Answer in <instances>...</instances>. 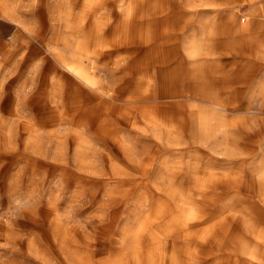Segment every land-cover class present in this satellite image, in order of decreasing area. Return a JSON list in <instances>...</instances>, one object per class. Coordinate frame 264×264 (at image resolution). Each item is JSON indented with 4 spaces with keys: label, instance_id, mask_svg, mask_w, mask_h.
I'll list each match as a JSON object with an SVG mask.
<instances>
[{
    "label": "rangeland",
    "instance_id": "obj_1",
    "mask_svg": "<svg viewBox=\"0 0 264 264\" xmlns=\"http://www.w3.org/2000/svg\"><path fill=\"white\" fill-rule=\"evenodd\" d=\"M73 1L75 3L77 1L79 2V0ZM171 1L172 0H168V2ZM213 1L214 2H211V4H205L203 3L204 1L201 0L196 2L197 4L194 6L181 5L175 9V7L167 5V0H141L140 2H136L137 4L135 8V12L138 15L137 31H140L142 23H147L148 26L146 27L148 29V33L151 37H158L157 40H162V36H169L170 38L178 35L180 36V39L178 40L187 41L193 37L199 38L204 36L202 29L207 27L206 25L212 29L215 28L216 33L218 29L220 30L222 37H215L218 33L212 36V41L210 43L212 53L211 55L205 57L208 60L207 63L210 61L216 62V64H213V66H217V68L215 67V76L212 74L213 80L201 82L200 86L205 92L213 94L218 100L228 104L227 107L230 111H223V113H225V117H228L226 124L229 127L222 133L215 132L214 129L210 130L208 128L205 133L199 135L202 138L199 137V139H196V142H192L190 139L191 136L189 126L184 122H179L180 118L185 115V105L189 102H195L196 104L197 99L192 97L190 99H172L174 100L173 102H181L182 105H184V109L182 108L183 111L178 109L176 112L173 110L170 114H173L174 116L166 115L168 118L165 116V114L169 113L168 110L165 112L168 105L166 107L165 105H160L164 102L169 103L170 100L166 97L162 99L159 97V93L157 91L159 90L158 82L162 78L168 86L169 81L167 80V73L173 66L176 65V60L181 65L180 66L178 64V67H175L176 73L174 76L176 78L175 80H177L175 81V87L177 86L176 90L182 93L189 91L185 86L186 84H184L185 82L181 81L180 76H177V68H180L181 70L183 67L187 66L188 63L185 58L183 59L181 43L178 45L175 44L173 47V57L168 51L170 48L169 42H162L161 45L159 41L149 47L142 46L138 49L136 54H133L128 53V50L126 52L124 48L119 49V46L112 48L110 45L113 44L112 40L114 39L112 36L106 34L104 35L106 37L105 42L110 44L107 45L108 52L104 53L105 59L103 57L97 59V65H101L100 71H98L97 75L102 81L104 79L105 81H114L116 79L121 80L120 77L123 76L125 77L124 83H128L122 84L124 88H122V92L119 93L122 95L115 96L114 103L121 107L123 106L126 109L129 108L128 110L130 111L132 109L130 113L131 115L128 114V116L133 118H137L134 112L140 108H145L151 113L153 112L152 110H155L157 113L155 115L156 119L153 121V124L156 125V127H148L147 123L139 119V122L134 124L136 129L126 127L125 130L120 133L121 136L119 140L122 145L125 146V149L134 150L138 153H146L151 150L161 149L217 150L214 157L222 161L225 156L222 152H225V150H241L242 154H240L239 158H242L243 156L252 157L253 155L254 157L260 155V159L264 158V104L263 98L258 95V91L261 87L262 89L264 88V59L256 61L248 55L249 52L246 51V47L245 49H237L240 53L233 47V40L237 39L239 36H244V33L252 30H260V28H263L264 30V7L260 8L261 0ZM40 3L42 5L43 3H45V5L47 3L48 6L50 5L48 7L49 9H51V7L56 8L58 13L65 11L66 7V0H0V8H6V15L3 17L0 16V18H3L0 19V150H3L8 145H12L14 143L16 144L17 141L14 139H16L19 135L18 131L23 130L20 131L22 132V140L24 141V145L22 147L25 148V150L21 151L22 160L9 167L7 171V179L10 178L9 176L12 170L15 172L16 170H19V168L23 169L24 185H31L34 181L37 182L41 180L38 171L30 174L31 172L27 170L28 157L34 154L31 150H43V148L44 150H59L60 152L72 150L68 142L71 136H75V139H77V141L79 140L78 143H81V150H110L112 152L114 150L111 141L109 139L107 140L104 135H96L93 133L88 134L89 131L87 130L89 129V125L87 123H74L65 113L59 114L64 101V95L62 97L63 91L60 88L61 85L56 76L58 70L64 71V69L59 65L56 58H53V56L58 53L62 57L68 56L66 51L62 50L64 46L63 42L65 41L67 45H75V43H78L80 37L77 33L71 32L70 29L76 25L79 20L80 22L85 21L86 25H88L87 23L90 22L88 15L83 17V20L79 18L76 20L77 16L75 15L67 18L62 16L61 19L59 18V21L56 22L52 20V17H50V29L55 28L61 39L55 42H49L50 33H48L44 40L39 41L34 38V35H36L42 21L38 19L36 14H33V9L38 7ZM175 4L176 3H174V6ZM76 10L77 9H75V11ZM229 11L234 13L233 19L230 20L228 19ZM261 14L263 15L262 18H260V16H262ZM205 18L208 22L205 21ZM261 19L263 23H261L262 25L260 26ZM219 20H222L224 24L221 29L219 26H215ZM233 25L238 26L240 29L235 31L233 30V35H230L229 33ZM17 31H20V37H18ZM165 41H167V39ZM246 56L249 58L247 59ZM167 61L168 63H166ZM47 62L50 64H46ZM162 62H164V64ZM42 63H45L44 67L46 69L50 68L48 75L49 78L53 79L52 82L50 81L51 84L48 85L46 98V107L48 109L46 111L48 112V110H52L51 114H54V123L46 121L48 120L46 119L48 116L46 114H40L36 105L30 104L28 99L36 87V76H38L37 74L40 72ZM89 65L91 64L89 63ZM115 68H118V70L112 72L111 70ZM124 73L125 76L123 75ZM68 81L74 82V86L78 84L80 85L79 81L69 73L66 71L62 72L60 79L61 84L65 85ZM147 85L148 87L150 85L148 92L150 93L151 96H149L151 98H141L137 99V101L134 100L135 102H133V100H131L132 102H125V100L122 99L127 90L143 91L142 89H145ZM28 88L31 89L24 92L26 94V98L23 101V91ZM167 92L170 93L169 86ZM249 92H251V94H249ZM154 98L156 100H154ZM245 103H249L251 110L249 116L255 119L257 123L256 126L245 124V121H242L240 118V115H245V113L243 114L236 111L239 110ZM197 105L219 113L218 109H212V107L207 106L203 101L199 103L197 102ZM217 118L218 115H215L211 120L210 123L212 128L219 123V121H217L219 119ZM66 126L68 127L66 128ZM142 129L145 131H142ZM48 133L50 134L49 136ZM11 135H14L15 138H9ZM85 135L89 136L86 137ZM12 139L14 142H11ZM239 158L234 160H239ZM230 163H228V165ZM119 165L127 168L126 164L123 165L122 161L119 162ZM221 165V163H216V166ZM261 165L262 164H260V166ZM229 168L228 173L231 175L237 172L248 175L259 171L256 163H252L242 171L236 169V165H230ZM28 171L30 173H28ZM57 176L58 175L49 177L48 181L44 180V192L42 190H40V192L36 190L32 193V199L27 202V206H34L37 200H43V202L46 203V191L53 187V183H55V181L59 180ZM251 179L252 178L247 179L249 187H251L252 190L258 189L260 185L259 180L257 181L253 178L251 181ZM34 185H36V183ZM22 187L25 188L24 186ZM53 189L55 188L53 187ZM93 189H89V194L94 191ZM119 189L122 188L119 187ZM124 189L127 190L129 188L124 187ZM58 190H52V192L54 191V194H57L58 197H55L53 194L50 196L52 198L51 203L55 204L57 208H59L56 210L58 216L60 215L61 217H64L67 215V217L61 221L63 222L62 228L75 227L76 229H81L82 227H88L91 229L94 225H96L97 221L102 219L103 214L102 212L99 213L102 210L98 209V211H95L94 206L86 203L84 208L87 209L82 214L84 217L82 215L79 217L78 213L77 215L71 213L68 214L69 209H73L70 206L78 208L80 204L89 199L87 197V192H85L84 195L79 192H75L71 197H69V199L64 200L65 198L61 199L62 192L58 194ZM138 191L139 190L133 189L131 193L129 192V196L135 197L138 194ZM44 193L45 196H43ZM230 194L236 195V197L242 201V206L243 203H252L256 201L257 198L256 193H251L243 188H240L239 192H231ZM1 197L0 264H71L57 257L55 251L47 247L50 245L52 240V232L49 227L50 216L52 215L51 213L48 212L49 215L47 213L45 214V217L41 220L42 225H36L26 219H21V216L18 214L23 209L18 210V205L15 202L8 203L6 197L4 198L0 195V198ZM97 198H99V195ZM147 203L148 202L129 203L130 205L125 207L127 212L124 215L120 214L119 221H113V228L105 230L103 234L98 236L97 240L89 243L93 247H88L86 255L88 260L97 261V257H99L104 261L108 259L109 264H173L169 257V260L164 259L163 253L167 254L171 247L174 246L175 239L179 235V232H177L178 228H176V225H173L172 223L170 226L163 223L166 222V220L169 221V218H166L163 222L161 220L159 221L153 219L154 212H152V206L147 205ZM23 204H25V202L22 201V204L20 205L21 208H24ZM49 206L50 203L48 204V207ZM230 210H232V207L229 208L228 211ZM244 212L248 215V223L256 224V226L254 225L256 227V233L245 232L242 230L241 226L238 225V223L231 220L230 216H228V218L221 219V216L218 214L213 216L211 220L203 221L197 228L198 233H203L209 228V231L212 230L211 232L213 233L210 234L211 236L206 235V238H219L221 242L224 241V245H228L230 247L233 245L230 240L242 238L244 242H246L247 246L255 253V255H257V257L261 256L264 258V243L260 239V237L264 236V213L258 216L254 215L253 212H250L249 209H245ZM227 213L229 214V212ZM15 215L16 219H13ZM125 216H129L128 219ZM66 219L68 222H66ZM222 221L225 224L224 227L226 231H223V228L220 227V222ZM155 222L157 223L155 224ZM122 225L127 226L126 239L124 238L123 240L121 239L124 237V234L122 233V229L119 227ZM210 227L212 228L210 229ZM168 232H170L169 239ZM174 233H176V235ZM163 235L166 237V240L162 237ZM14 238H17L19 241L22 240L20 241L21 244L15 245L19 248L18 251H15L14 247L10 244L11 240ZM116 239L117 241H123L124 244H114L113 242ZM204 241L202 242V239L198 241V250H196V256L198 258L196 257L197 259L195 258L191 264L230 263V261H227L226 258L230 256V252L220 249L219 245L215 246L214 243L206 244ZM90 248H92V250ZM149 251H152V253ZM94 253H98V256ZM183 256L184 255L181 251H179V254L176 257L177 264H187V260L185 256ZM247 260L248 264H264V261L260 262L256 259L247 258Z\"/></svg>",
    "mask_w": 264,
    "mask_h": 264
},
{
    "label": "bare ground",
    "instance_id": "obj_2",
    "mask_svg": "<svg viewBox=\"0 0 264 264\" xmlns=\"http://www.w3.org/2000/svg\"><path fill=\"white\" fill-rule=\"evenodd\" d=\"M72 1L73 0H66L65 11H61L59 13L56 11V8L51 7V9H49L48 7L50 5L48 6L47 3L46 6L45 4L42 5L40 3L38 7H35L33 9V14L37 15L38 19L42 21V24L38 28L34 38L42 41L45 39L47 34L50 33L49 42H55L61 39L55 28H51L53 30L50 29V17H52V20L56 22L59 21L58 19H61L62 16L67 18L75 15L77 16L76 20L78 18L83 20V17L88 15V18L90 19V22L87 23L88 25H86L85 21L80 22L79 20L77 21V24L70 29L71 32L77 33L80 37L78 43H75V45H67L65 41H62L64 43L62 50L66 51L68 56L62 57L59 53L53 56V58H56L58 61L59 65L63 67L64 71L69 73L80 83V85L78 84L74 86V82L68 81L65 85H62L60 79L61 73L64 71L58 70L56 77L61 85L60 88L63 91L62 97L64 95V101L59 114L65 113L74 123H87L89 125V129L87 130L89 131L88 134L93 133L96 135H104L107 140L109 139L111 141L114 150L113 152L110 150H81V143H78L79 140L77 141L75 136H71L68 141L72 150H65L63 152H60L59 150H44V148L43 150H31L34 154L30 156L32 158L28 157L27 170L31 172L30 173L28 171L30 174L38 171L41 180L37 182L34 181L31 185H24L23 169L19 168V170H14L15 172L12 170L9 176L10 178L7 179V171L9 167L22 160L21 151L25 150V148L22 147L24 145V141L22 140V132H20L19 136L14 139L17 141L16 144L14 143L12 145H8L3 150H0V195L4 198L6 197L8 203L15 202L18 205V210L23 209L18 215L21 216V219H26L33 224L42 225L41 220L45 217V214L47 213L49 215V213H51L52 215L50 216L49 227L52 232V240L50 245L47 247L54 250L57 257L71 264H109L108 259L104 261L99 257H97V261L88 260L86 256L88 247H93L89 243L97 240L98 236L103 234L105 230L113 228V221H119L120 214L124 215L127 212L125 207L130 205L129 203L131 202H148L147 205H151L152 212H154L153 219L159 221L161 220L163 222L166 218H169V221L166 220V222L163 223L169 226L171 223L176 225L175 227L178 228L177 232H179V235L175 239V244L171 247L167 254L163 253L164 259H168L169 257L173 264L174 262L177 264L176 257L178 256L179 251H181V253L185 256L187 264H191L197 257V243L201 239L202 242L205 240L204 242H206V244L214 243L215 246L219 245L220 249L230 252L229 257L225 256L227 261H230L228 264H248L247 258L256 259L260 262L264 261V258L261 256L257 257V255H255L242 238L230 240L233 244L230 247L228 245H224V241L221 242L219 238L207 237V239L206 235L213 233L211 232L212 230L209 231V228L200 234L197 230L198 226L203 221L211 220L213 216L218 214L221 216V219H225L230 216L231 220L238 223L243 231L256 233V224L248 223V215L245 214L244 211L245 209H249L250 212H253L254 215L258 216L264 213V158L260 159V155L257 157H254L253 155L252 157L243 156L242 158H239L240 154H242L241 150H225V152H222L225 155L223 161L214 157L217 150L161 149L151 150L146 153H138L134 150H127L119 140L121 136L120 133L125 130L126 127L136 129L134 124L139 122V119L147 123L148 127H156V125L153 124V121H155V115L157 113L155 110H152L153 112L151 113L145 108H140L134 112L137 118L129 117L128 114L131 115L130 113L132 109L130 111L128 110L129 108L126 109L123 106L121 107L114 103V97L122 95L119 94L122 92V88H124L122 84H128L124 83L125 77H120L121 80L115 78L116 80L114 81H105V79L102 81L97 75L101 66L97 65V59L102 57L104 58V53L108 52L107 45L110 44L105 42L106 37L104 35L106 34L112 36L114 39L112 40L113 44L110 45L112 48L119 46V49L124 48L126 52L128 50V53L133 54H136L140 47H149L159 41L161 45L162 42H169L170 48L168 51L172 56L175 44L178 45L181 43L183 59L185 58L188 63L187 66L183 67L181 70L180 68H177V76H180L181 81L185 82L184 84H186L185 86L189 91L182 93L176 90L177 86L175 87V81L177 80H175L176 78L174 75L176 73L175 67H178L179 64L176 60V62L174 61L176 65L168 71V79L166 78L169 81L168 86L170 93L167 92V83L161 77L158 82L159 90L157 91L159 93V97L161 99L166 97L170 100L169 103L164 102L160 106L165 105L166 107L168 105L165 112L168 110L169 113L165 114V116H174L170 113L173 110L176 112L178 109L183 111L184 105H182L181 102H173L174 100L172 99H190L192 97L197 99L198 103L203 101L207 106L212 107V109H218L219 113L203 106H199L197 105V102L196 104L195 102H189L185 105V115L180 118L179 122H184L189 126L191 136L190 139L192 142H196V139H199L200 137L199 135L205 133L208 128L210 130L214 129L215 132L222 133L229 127L226 124L228 117H225V113H223V111H230L227 107L228 104L218 100L213 94L205 92L200 86L201 82L212 81V74L215 76V67L217 68V66H213V64H216V62L210 61L207 63L208 60L205 57L211 55L212 47L210 43L212 41V36L217 33L220 34V30L218 29L216 33L215 28L212 29L206 25L207 27L202 29L204 36L199 38L193 37L187 41H180L178 40L180 39V36L177 35L170 38L169 36H162V40H157L158 37H151L148 33V29L146 27L148 26L147 23H142L140 31H137L138 15L135 12V8L137 4L136 2H140L141 0H79V2L77 1L78 4L77 2L75 3ZM172 1L168 2L167 0V5L175 7L176 9L181 5L194 6L197 4L196 2L201 0ZM203 1L205 4H211V2H214L213 0ZM174 3H176L175 6ZM262 7H264V0H261L260 2V8ZM75 9L77 10L75 11ZM5 10L6 8H0L1 17L6 15ZM228 13V19H233L234 13L231 11ZM262 17L263 15L260 16V18ZM205 21L208 22L206 18ZM261 23H263L262 19L260 21V26L262 25ZM237 29L240 28L233 25L229 34L233 35V30L235 31ZM17 33L18 37H20V31H17ZM243 35L244 36H239L237 39L233 40V47L235 50L239 48L245 49L246 47V51L249 52L248 55L253 59L256 61L264 59L263 28H260V30L246 32ZM166 39L167 41H165ZM89 63L91 65H89ZM162 63L164 64V62ZM166 63H168V61ZM46 64L49 65L50 63L47 62ZM44 65L45 63H42L40 72L37 74L38 76H36V87L28 99L30 104L36 105L40 114H46L48 116V118H46L48 120L46 121L54 123V114H51L52 110H48V112L46 111L48 109L46 107L48 85L51 84L53 79L49 78L48 75L50 68L46 69ZM116 70H118V68L111 71L114 72ZM123 75L125 76V73ZM149 88L150 85L149 87L147 85L145 89H142L143 91H136L134 89V91L127 90L122 99H124L125 102L131 100L135 102L134 100L137 101V99L141 98L149 99L151 98V95L148 92ZM249 94H251V92H249ZM258 95L263 98L264 104V88L262 89L261 87L258 91ZM154 100L156 99L154 98ZM236 111L243 114L245 113V115H240L241 120L245 121V124L254 126L257 125L255 119L249 116L251 111L249 103H245L239 110ZM215 115H218L217 119L219 120L217 121H219V123H215L216 125L212 128L210 122ZM67 127L68 126H66V128ZM142 131L145 130L142 129ZM49 135L50 134L48 133V136ZM85 136L88 137L89 135ZM14 140L12 139L11 142H14ZM238 158L239 160H234ZM120 161L123 162V165L126 164L127 168L119 165ZM216 163H221L224 166H216ZM228 163L230 164L228 165ZM252 163H256L258 165V172L248 175L240 174L238 172L233 175L228 173L230 165H236V169L242 171ZM260 164L262 165L260 166ZM56 175H58L57 177L59 180L53 183V187L55 189L52 187L46 191V203H44L43 200H37L34 206H27V202L32 199V193L36 190H38V192H40V190L44 192V180L48 181L49 177ZM248 178H254L257 181L259 180V188L252 190L247 183ZM5 182L7 183V186ZM35 183L36 185H34ZM119 187L122 189H119ZM124 187H128L129 189L126 190ZM90 188L94 191L89 194ZM240 188L254 194L256 193V201L252 203L247 202L246 204L243 203L242 206V201L238 199L236 195L230 194L231 192H239ZM133 189L139 190L138 194L135 197H130L129 192L131 193ZM52 190H58V194L62 192L61 199L65 198L64 200L69 199V197H71L75 192H79L83 195L87 192V197L91 199H88L86 202L82 201L83 203L80 204L78 208L70 206L73 209H69L68 214L71 213L77 215L78 213L80 217L87 209L84 208L86 203L94 206L95 211H98V209L102 210L99 212H102L103 214L102 219H98L99 221H97L96 225H94L91 229L88 227H82L81 229H76L75 227L62 228L63 222L61 221L67 217V215L61 217L56 213V210L59 208H57L55 204L51 203L52 198L50 195L53 194L55 197H58V195L54 194V191L52 192ZM98 195L99 198H97ZM43 196H45V193ZM0 199H2V197ZM22 201L25 202V204H23L24 208H21L20 206ZM47 203H50L49 207ZM231 207L232 210L228 211ZM227 212H229V214ZM128 217L129 216L126 218L128 219ZM13 219H16V215ZM66 222H68L67 219ZM156 223L157 222H155V224ZM220 223V227L223 228V231H226L223 221ZM159 225L161 226L160 223ZM119 227L122 229V233L124 234V237L121 240L124 238L126 239L127 226L122 225ZM211 228L212 227H210V229ZM168 233L169 239L170 232ZM174 234L176 235V233ZM162 237L166 240L164 235ZM260 239L264 243V236L260 237ZM121 240L117 241L116 239L113 243L116 245L121 243L124 244ZM20 241L17 238L11 240L10 244L14 247L15 251L19 250V248L15 245L21 244ZM90 249L92 250V248ZM149 252L152 253V251ZM97 254L98 253L95 255L98 256Z\"/></svg>",
    "mask_w": 264,
    "mask_h": 264
},
{
    "label": "crops",
    "instance_id": "obj_3",
    "mask_svg": "<svg viewBox=\"0 0 264 264\" xmlns=\"http://www.w3.org/2000/svg\"><path fill=\"white\" fill-rule=\"evenodd\" d=\"M44 4H45V3H43V5H44ZM45 6H46V5H45ZM45 6H44V8H45ZM0 19H3V18H0ZM215 26H216V27L219 26V28L221 29V28L224 26L223 21H222V20H219V22H217V24H216ZM217 29H218V28H217ZM215 37H218V38L222 37V33L220 32V34L216 35ZM0 56H1V54H0ZM246 57H247V59L249 58L248 56H246ZM23 86H24V85H23ZM25 87H26V86H25ZM30 89H31V88H28V89L24 90L23 93H24L25 91H29ZM25 95H26V94L24 93L23 101H24V99L26 98ZM18 133H20V131H18ZM18 136H19V135H18ZM11 137H12V138H15L14 135H11L10 138H11ZM22 137H23V135H22ZM22 139H23V138H22ZM23 148H24V147H23Z\"/></svg>",
    "mask_w": 264,
    "mask_h": 264
}]
</instances>
